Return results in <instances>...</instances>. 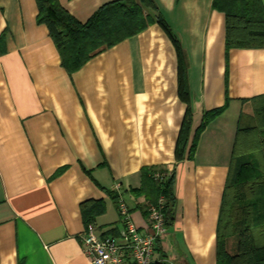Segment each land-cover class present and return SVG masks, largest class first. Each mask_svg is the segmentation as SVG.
<instances>
[{
  "label": "crops",
  "instance_id": "obj_1",
  "mask_svg": "<svg viewBox=\"0 0 264 264\" xmlns=\"http://www.w3.org/2000/svg\"><path fill=\"white\" fill-rule=\"evenodd\" d=\"M113 1L59 0L81 22ZM151 1L145 29L69 72L36 0H0V264H91L81 204L102 201L96 231L118 234L117 183L147 228L145 197L133 193L143 167L173 177L174 218L160 240L168 258L155 249L152 264H217L236 129L264 95V48L226 53L213 0Z\"/></svg>",
  "mask_w": 264,
  "mask_h": 264
},
{
  "label": "trees",
  "instance_id": "obj_2",
  "mask_svg": "<svg viewBox=\"0 0 264 264\" xmlns=\"http://www.w3.org/2000/svg\"><path fill=\"white\" fill-rule=\"evenodd\" d=\"M36 2L37 22L48 28L59 51L61 65L69 72L81 68L103 49L135 35L153 22L147 13L154 7L151 0H115L102 6L86 22L75 18L59 0ZM213 7L225 15L226 53L232 48H264L262 0H213ZM2 41L0 36V52ZM181 92H184L182 82ZM225 108L207 112L200 129ZM188 128L189 121L185 118L177 155H181ZM165 172L162 167H143L139 172L140 185L133 193L145 197L146 214L163 196V214L168 227L174 218L173 177L155 178L156 174ZM119 196L113 193L117 207ZM81 211L86 225L93 223L96 213L103 211L102 201L83 202ZM163 236L157 239L155 249L167 259L168 254L160 245ZM231 238L236 239L234 252L227 247ZM154 264L167 263L162 260ZM217 264H264V95L252 99L251 113H242L237 125L219 215Z\"/></svg>",
  "mask_w": 264,
  "mask_h": 264
},
{
  "label": "built area",
  "instance_id": "obj_3",
  "mask_svg": "<svg viewBox=\"0 0 264 264\" xmlns=\"http://www.w3.org/2000/svg\"><path fill=\"white\" fill-rule=\"evenodd\" d=\"M171 172L156 174L155 178L169 177ZM120 184L115 185L119 193L118 234L99 235L96 226L90 223L81 234L80 239L85 245L84 252L91 264H152L156 241L167 232V224L163 214L164 197L148 210V227H138L131 218L128 204L120 190ZM167 264H175L169 262Z\"/></svg>",
  "mask_w": 264,
  "mask_h": 264
},
{
  "label": "rangeland",
  "instance_id": "obj_4",
  "mask_svg": "<svg viewBox=\"0 0 264 264\" xmlns=\"http://www.w3.org/2000/svg\"><path fill=\"white\" fill-rule=\"evenodd\" d=\"M248 113H251V112H248ZM228 243H230V244H233V243L236 244V239L231 238ZM229 250H230V245H229Z\"/></svg>",
  "mask_w": 264,
  "mask_h": 264
}]
</instances>
